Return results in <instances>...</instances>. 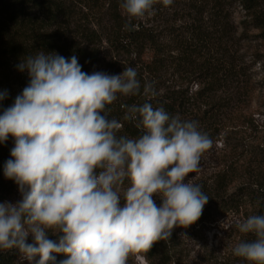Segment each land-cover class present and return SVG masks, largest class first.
Wrapping results in <instances>:
<instances>
[{
  "label": "clouds",
  "instance_id": "1",
  "mask_svg": "<svg viewBox=\"0 0 264 264\" xmlns=\"http://www.w3.org/2000/svg\"><path fill=\"white\" fill-rule=\"evenodd\" d=\"M157 2L168 7L173 0H120L125 29ZM18 69L27 70L29 83L0 114V144L14 139L3 174L21 199L0 202V251L15 250L29 264H128L133 253L201 218L209 197L193 178L185 181L200 171L213 140L197 121L154 107L155 82L142 88L132 66L118 75L88 74L75 55L42 50ZM7 95L0 91V101ZM139 95L145 102L121 104L123 121L139 135H118L123 124L110 118V106ZM235 227L254 239H241L232 254L264 264V215Z\"/></svg>",
  "mask_w": 264,
  "mask_h": 264
},
{
  "label": "rangeland",
  "instance_id": "2",
  "mask_svg": "<svg viewBox=\"0 0 264 264\" xmlns=\"http://www.w3.org/2000/svg\"><path fill=\"white\" fill-rule=\"evenodd\" d=\"M61 1L70 11L71 31L90 51V74L118 75L125 66H132L142 88L145 81H150L155 82L156 91L182 88L192 93L206 86L201 65L205 58L223 57L237 68L239 77L212 94L214 101L223 104L217 123L208 128L212 129L209 136L213 146L202 157L200 171L190 174L185 182L190 178L193 182L212 179L230 163L235 145L240 146L236 151L240 156L252 146L264 149V38L253 22L244 23L249 18L238 1L224 0L219 7L214 0H173L168 7L157 2L151 14L132 21L130 30L124 27L127 18L119 7L120 0ZM200 30L208 34V42H200L197 37ZM186 46L188 50L190 46L196 48L197 55L178 66L179 51ZM158 58L167 60L165 67L158 66ZM143 98V95L120 96L113 106L132 104ZM20 199L17 187L0 202L15 203ZM154 199L158 206L162 203L159 197ZM250 212L219 214L191 232L180 228L179 236L188 252L182 262L172 264H242L232 254L233 246L239 242L235 225ZM49 239L56 237L50 234ZM28 242H32L31 237ZM8 252L14 257L13 264H29L17 251ZM128 264H146V261L133 253Z\"/></svg>",
  "mask_w": 264,
  "mask_h": 264
},
{
  "label": "trees",
  "instance_id": "3",
  "mask_svg": "<svg viewBox=\"0 0 264 264\" xmlns=\"http://www.w3.org/2000/svg\"><path fill=\"white\" fill-rule=\"evenodd\" d=\"M214 1L219 7L223 5L224 0ZM236 1L241 4L249 18L244 20V23L253 22L264 38V0ZM71 29L70 11L61 0H0V91L8 93L7 98L0 101V114L3 109L14 103L15 97L29 83L27 70L20 71L18 65L27 56H34L38 51L55 52L65 58L75 55L82 71L90 74V51L79 43L78 37ZM197 37L200 42L209 40L208 34L202 30L197 31ZM188 49L189 46H186L179 51L178 66L184 65L197 55L196 48L190 46V50ZM156 62L160 67L167 64L164 58H158ZM201 65L205 87L192 93L182 88H169L165 92L158 90L150 102L154 107L162 105L172 115L179 114L183 120L197 121L200 129L211 135L212 129L208 128L217 121L221 105L223 107L221 101H214L212 94L237 79L239 73L237 68L226 63L223 57L214 60L205 58ZM145 100L144 97L135 103L141 104ZM110 108V118H116L123 124L118 135H139V130L132 123L123 121L124 112L121 106L114 108L111 105ZM13 146L14 139L11 136L7 142L0 144V199L18 187L3 174L4 164L11 158L10 150ZM237 150H240V146L232 147L230 163H226L212 179L194 181L202 186L209 200L201 218L195 224L184 228L188 232L213 221L219 214L251 211L247 216L264 215V149L252 146L246 149L244 156H240ZM180 228L173 230L169 240L159 241L149 251L138 253L145 259L146 264H172L183 261L188 248L179 236ZM238 237L239 241L254 239L252 235L243 236L240 233ZM54 255L57 261L65 258L61 254ZM238 259L240 263L247 264L243 259ZM13 263L14 257L8 251H0V264Z\"/></svg>",
  "mask_w": 264,
  "mask_h": 264
}]
</instances>
